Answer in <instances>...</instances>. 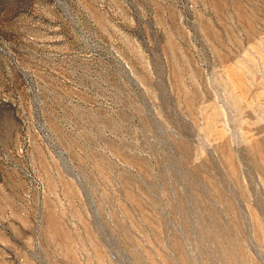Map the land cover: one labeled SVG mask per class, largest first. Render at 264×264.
Instances as JSON below:
<instances>
[{
	"label": "rangeland",
	"instance_id": "obj_1",
	"mask_svg": "<svg viewBox=\"0 0 264 264\" xmlns=\"http://www.w3.org/2000/svg\"><path fill=\"white\" fill-rule=\"evenodd\" d=\"M0 264H264V0H0Z\"/></svg>",
	"mask_w": 264,
	"mask_h": 264
}]
</instances>
